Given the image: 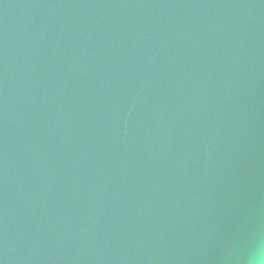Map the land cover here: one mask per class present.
Here are the masks:
<instances>
[{"label": "water", "instance_id": "water-1", "mask_svg": "<svg viewBox=\"0 0 264 264\" xmlns=\"http://www.w3.org/2000/svg\"><path fill=\"white\" fill-rule=\"evenodd\" d=\"M260 247L264 0H0L2 264Z\"/></svg>", "mask_w": 264, "mask_h": 264}, {"label": "clouds", "instance_id": "clouds-1", "mask_svg": "<svg viewBox=\"0 0 264 264\" xmlns=\"http://www.w3.org/2000/svg\"><path fill=\"white\" fill-rule=\"evenodd\" d=\"M249 264H264V247H260L256 250Z\"/></svg>", "mask_w": 264, "mask_h": 264}, {"label": "snow or ice", "instance_id": "snow-or-ice-1", "mask_svg": "<svg viewBox=\"0 0 264 264\" xmlns=\"http://www.w3.org/2000/svg\"><path fill=\"white\" fill-rule=\"evenodd\" d=\"M0 264H2V262H0Z\"/></svg>", "mask_w": 264, "mask_h": 264}]
</instances>
